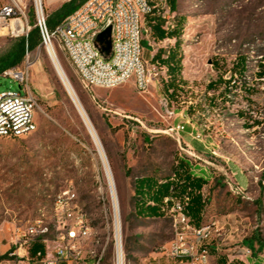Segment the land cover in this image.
Masks as SVG:
<instances>
[{"label": "rangeland", "instance_id": "1", "mask_svg": "<svg viewBox=\"0 0 264 264\" xmlns=\"http://www.w3.org/2000/svg\"><path fill=\"white\" fill-rule=\"evenodd\" d=\"M67 1L46 6L43 0L46 23ZM32 10V0H27L31 29L35 23ZM170 16L182 22V73L175 93L167 92L161 81L138 94L127 82L95 89L94 102L54 43L56 56L98 133L114 175L123 264H178L167 257L175 240L170 213L159 218L137 217L134 181L172 176L180 157L188 158L195 169L204 168L208 175L201 191L206 201L202 221L211 226V238L200 244L208 248L211 264L261 262L264 0H177ZM18 39L0 36V57ZM242 58L243 74L242 63L237 65ZM14 69L17 79L0 74V92L24 88L37 100L38 108L36 130L31 135L0 138V258L12 246L15 230L24 229L42 214L50 228L48 238L54 239V203L70 191L92 228L83 246L102 255L100 264H115L113 215L102 165L47 49L40 45L27 52ZM179 122L185 123V129L178 141L170 129ZM190 140H198L203 149L197 150ZM225 174L243 187V194H232ZM247 249L252 251L251 257Z\"/></svg>", "mask_w": 264, "mask_h": 264}, {"label": "built area", "instance_id": "2", "mask_svg": "<svg viewBox=\"0 0 264 264\" xmlns=\"http://www.w3.org/2000/svg\"><path fill=\"white\" fill-rule=\"evenodd\" d=\"M0 2V36L26 38L31 29L27 0ZM32 9L33 27L39 30L41 45L55 51L56 43L80 87L94 102L97 88L110 89L131 82L138 94H144L159 84L163 74L166 75L165 68L143 58L142 42L151 33L145 20L155 9L149 0H86L51 30L46 24L43 0H32ZM108 26L111 28V49L109 55H105L96 38ZM2 75L17 79L14 68L3 71ZM37 108V100L24 88L21 92H0V138L23 139L31 135L36 130L34 116ZM184 129L185 123L179 122L170 131L179 141ZM225 175L232 194H243V187ZM75 200V194L70 191L56 198L54 239L48 238L50 228L43 214L24 229L17 228L11 239L12 246L0 264H100L102 255L83 246L92 228ZM187 202V197L164 199L175 230V240L167 257L178 264H211L208 248L200 244L210 240L211 226H194L186 214ZM36 243L42 245V250L31 255L30 248ZM49 243L53 246L50 247ZM246 253L252 256L250 249Z\"/></svg>", "mask_w": 264, "mask_h": 264}, {"label": "trees", "instance_id": "3", "mask_svg": "<svg viewBox=\"0 0 264 264\" xmlns=\"http://www.w3.org/2000/svg\"><path fill=\"white\" fill-rule=\"evenodd\" d=\"M86 0H68L63 3L55 12L50 16L47 21L48 29H53L58 23L62 21L67 15L73 13L83 2ZM174 8V7H173ZM31 17L34 18L33 12ZM153 18L148 17L147 21L152 24V29L159 37L181 36L182 22L175 20L176 26L173 30L165 33L161 29V20L153 22ZM32 26L34 24H31ZM41 45V36L37 27H33L28 36L21 37L17 40L16 44L2 57H0V74L3 71L12 69L18 66L24 59L27 52L33 51L37 46ZM156 57H160V52ZM182 56H178L176 51L169 52L166 59L163 60L168 67L169 78L165 83V90L168 92L171 90L175 93L180 83V73L182 69L181 65ZM242 63L240 72L243 74L245 58L238 61ZM264 75V73L262 74ZM179 77V80H178ZM236 79V78H235ZM234 80V77H230V82ZM229 82V83H230ZM230 86L225 88L224 92L227 93ZM191 144L197 150H202L203 145L198 140H191ZM203 168L195 169V166L188 160V158L180 157L176 161L173 169L172 176L156 179L152 176L137 178L134 181V210L135 215L139 218H159L166 214L167 208H165L164 199L175 198L182 200L184 197L188 198L187 205L185 206L186 214L190 218V222L196 226L201 227L203 225L202 215L205 210L206 201L201 194L203 187L208 182V175L203 173ZM170 205V204H169ZM169 207V206H168ZM38 250H42V245L39 243L34 244L30 248V254L34 255ZM6 256H2L0 259ZM223 262L222 260H220ZM226 264H235L232 261L226 262ZM237 264H242L237 263ZM252 264H258L254 261Z\"/></svg>", "mask_w": 264, "mask_h": 264}, {"label": "crops", "instance_id": "4", "mask_svg": "<svg viewBox=\"0 0 264 264\" xmlns=\"http://www.w3.org/2000/svg\"><path fill=\"white\" fill-rule=\"evenodd\" d=\"M58 1H64V0H46V6L54 5V4L58 3ZM176 2H177V0H149V3L153 6H155L153 13L149 16L155 17V18H153V22L158 21V20L162 21L161 22V29L165 33L173 30L176 26V23L174 20L176 18L170 16V13H174L176 11ZM149 16H147V18ZM147 18L145 20V23H146V26H148L150 28L151 33L142 42L143 58L146 61L157 63L159 65V67L165 68L166 75L163 74L161 77V80H160V82L163 81L162 83H164L163 85H165V83L167 82V80L169 78V73H168V67H167V65H165L163 60L166 59L169 52H175L176 51L177 55L181 56L180 55V50H181L180 49V47H181L180 39H181V36L170 37L168 35H165V37H159L155 33V30L152 29V24L148 23ZM169 24L172 27H170ZM159 52H160V57L158 58L156 56H157V53H159ZM181 65H182V61H181ZM181 73H182V69H181ZM181 73H180V75H181ZM160 82H159V84H160ZM189 143H191V140ZM203 171H204L203 173L207 174V172L204 168H203ZM254 261H257V263H259V264H264V256L262 257L261 262H259L258 259L254 260Z\"/></svg>", "mask_w": 264, "mask_h": 264}, {"label": "bare ground", "instance_id": "5", "mask_svg": "<svg viewBox=\"0 0 264 264\" xmlns=\"http://www.w3.org/2000/svg\"><path fill=\"white\" fill-rule=\"evenodd\" d=\"M50 60L52 62V65L59 77L60 80L65 85V88L68 90L70 96L72 97L74 103L76 104V107L78 109V112L80 113V117L95 145V148L97 150L102 169L104 172V178L105 183L107 187V191L110 196V202H111V209H112V215H113V226H114V238H115V264H123V252H122V230H121V220H120V211H119V199H118V193L116 189L115 179L114 175L112 173V169L110 167V163L108 161V158L106 156V153L104 151V148L102 146V143L99 139L98 133L91 121V119L88 117L84 107L82 106L74 88L72 87L68 77L66 76L55 51H53L50 47L47 49ZM101 191V189H100Z\"/></svg>", "mask_w": 264, "mask_h": 264}, {"label": "water", "instance_id": "6", "mask_svg": "<svg viewBox=\"0 0 264 264\" xmlns=\"http://www.w3.org/2000/svg\"><path fill=\"white\" fill-rule=\"evenodd\" d=\"M110 31H111V28L108 26L106 27L100 34L97 35V42L98 44L100 45L101 47V51L105 54V55H109L110 53V49H111V42H110ZM62 82V80H61ZM64 88H65V85L64 83L62 82ZM67 94L69 95L71 101L73 102L75 108L77 109L76 107V104L74 103L72 97L70 96L68 90L65 88ZM78 111V109H77ZM79 113V112H78ZM80 115V113H79ZM81 116V115H80Z\"/></svg>", "mask_w": 264, "mask_h": 264}]
</instances>
